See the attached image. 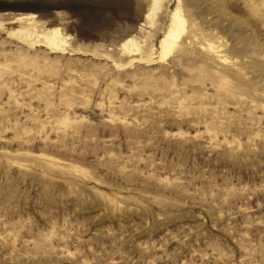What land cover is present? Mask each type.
Instances as JSON below:
<instances>
[{"label": "rangeland", "instance_id": "rangeland-1", "mask_svg": "<svg viewBox=\"0 0 264 264\" xmlns=\"http://www.w3.org/2000/svg\"><path fill=\"white\" fill-rule=\"evenodd\" d=\"M153 3L0 0V264H264V0Z\"/></svg>", "mask_w": 264, "mask_h": 264}, {"label": "bare ground", "instance_id": "bare-ground-1", "mask_svg": "<svg viewBox=\"0 0 264 264\" xmlns=\"http://www.w3.org/2000/svg\"><path fill=\"white\" fill-rule=\"evenodd\" d=\"M1 1H4V0H1ZM167 1L168 0H162V5H163L164 9L166 7ZM167 9H168V7L166 8V10ZM168 13L167 14L169 16V25L165 29L163 38L161 39L160 45H159L160 46V54L158 56L162 60L166 59L173 52V50L176 47L181 46L180 41H182V36L184 34H186V32L188 31L187 20L183 15V10H182L181 6H177V8H175L173 11H169ZM202 38H203V36H202ZM207 41H208V49L210 51L215 52L216 48L214 47L213 41H211V40H207ZM158 50H159V48H158ZM122 54L126 55L127 52L124 51V52H122ZM155 55H156V47L154 46V47H152L151 51H149L148 53L145 54V56H143L141 58H136V59H140V60H143L146 62H153L155 59ZM108 57H110V56H108ZM220 57H221V59L223 58V61L227 60L226 58H224L222 56H220ZM117 63L118 64H124L121 61H119V62L117 61ZM120 67H122V66H120Z\"/></svg>", "mask_w": 264, "mask_h": 264}, {"label": "crops", "instance_id": "crops-1", "mask_svg": "<svg viewBox=\"0 0 264 264\" xmlns=\"http://www.w3.org/2000/svg\"><path fill=\"white\" fill-rule=\"evenodd\" d=\"M162 10H164L163 5H162V0H154V3H153V5H152V11H157V13H161ZM147 40H148V39H147ZM148 42H149V41H148ZM147 46L151 49L152 47L155 46V44L152 42V43H149ZM142 55H143V54H139V55H137L136 57H137V58H141V57H143ZM144 56H145V55H144ZM126 63H128V62H126Z\"/></svg>", "mask_w": 264, "mask_h": 264}]
</instances>
